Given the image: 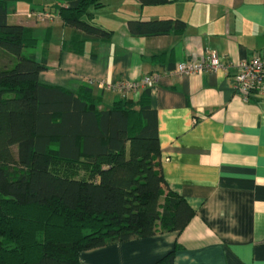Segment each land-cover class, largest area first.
I'll list each match as a JSON object with an SVG mask.
<instances>
[{
  "label": "crops",
  "instance_id": "obj_1",
  "mask_svg": "<svg viewBox=\"0 0 264 264\" xmlns=\"http://www.w3.org/2000/svg\"><path fill=\"white\" fill-rule=\"evenodd\" d=\"M100 1L103 7L91 9L93 20L112 35L87 40L81 54L67 48L73 29L57 14L14 22L46 41L36 48L37 60L46 59L42 82L71 90L88 84L94 97L103 93V106L119 94L92 81L157 76L150 106L156 112L158 162L166 191L182 197L194 215L178 233L84 251L81 264H151L172 248L173 264H264V85L248 100L233 85L236 64L264 54V0ZM131 18L181 19L185 27L132 36L126 25ZM60 30L67 35L58 40ZM210 50L223 68L173 73L176 63Z\"/></svg>",
  "mask_w": 264,
  "mask_h": 264
},
{
  "label": "trees",
  "instance_id": "obj_2",
  "mask_svg": "<svg viewBox=\"0 0 264 264\" xmlns=\"http://www.w3.org/2000/svg\"><path fill=\"white\" fill-rule=\"evenodd\" d=\"M16 1L33 4L31 13L57 14L73 29L66 46L78 54L87 40L113 32L93 20L100 0H53V13L42 0H0V264H81L90 249L180 232L194 210L166 191L150 89L103 106V93L94 97L88 84L71 90L42 82V39L32 27L9 22ZM126 25L132 36H149L185 22L131 18ZM174 253L151 264H173Z\"/></svg>",
  "mask_w": 264,
  "mask_h": 264
},
{
  "label": "built area",
  "instance_id": "obj_3",
  "mask_svg": "<svg viewBox=\"0 0 264 264\" xmlns=\"http://www.w3.org/2000/svg\"><path fill=\"white\" fill-rule=\"evenodd\" d=\"M38 20L51 19L47 13H31ZM223 68L218 53L210 50L207 54L197 60H185L175 64L173 73L177 75L200 74L204 72H215ZM234 89L244 100L255 94L264 85V54L254 53L249 59L242 60L236 64V72L233 77ZM156 75H145L138 80H118L114 83L104 81H92L104 90L119 94L122 97L137 95L141 89L153 90L156 86Z\"/></svg>",
  "mask_w": 264,
  "mask_h": 264
},
{
  "label": "rangeland",
  "instance_id": "obj_4",
  "mask_svg": "<svg viewBox=\"0 0 264 264\" xmlns=\"http://www.w3.org/2000/svg\"><path fill=\"white\" fill-rule=\"evenodd\" d=\"M124 1V0H122ZM127 1V0H125ZM53 0H42V3L44 5V7L46 8V10H51L50 12H54L53 7L50 6L52 4ZM33 4L26 2V1H16V2H11L9 4V11H10V16H9V22H14L15 20H19V21H28V18H36L34 15L29 16L28 14H31L30 8ZM17 16H16V14ZM27 17V18H26ZM37 19V18H36ZM40 21V20H38ZM58 34V35H57ZM56 34L57 39L61 40V38H63L64 32L62 30L58 31V33ZM61 174H64L65 176L68 177H72V178H81L86 176V171L81 170V172H78L77 174L74 173L73 171H60ZM77 176V177H76Z\"/></svg>",
  "mask_w": 264,
  "mask_h": 264
}]
</instances>
